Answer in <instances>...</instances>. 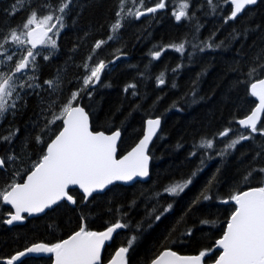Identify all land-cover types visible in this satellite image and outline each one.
I'll use <instances>...</instances> for the list:
<instances>
[{
    "label": "trees",
    "instance_id": "trees-1",
    "mask_svg": "<svg viewBox=\"0 0 264 264\" xmlns=\"http://www.w3.org/2000/svg\"><path fill=\"white\" fill-rule=\"evenodd\" d=\"M44 2L31 0L29 7L27 0H0V36L17 28L31 8H39ZM119 2L75 0L56 40L57 48H44L36 57L39 65L36 82L41 87L35 91L26 87L21 92L18 110L0 119V138L15 133L10 143L0 139V157L5 158V167L0 168V190L10 183L24 182L41 159L47 143L54 138L45 130L47 120L51 119L47 110L49 103L57 101L54 110L59 111V105L82 87L83 65L93 54L95 43L101 40L107 43L102 44L93 60L87 62L104 60L107 67L97 86L94 89L89 86L91 98L83 92L77 102L90 115L93 131L112 133L119 130L122 133L119 157L142 138L147 119L159 117L163 120L161 132L149 152L152 158L150 180L131 187L114 185L106 193L87 201L78 190L70 191L77 201L75 207L63 202L44 216L26 219L24 224L13 227L0 222V261L35 243L51 245L68 239L79 230L81 218L92 231H104L109 223L117 220L129 225L107 245L103 264L108 263L121 246H127L133 235L138 239L127 254L128 264H150L168 249L181 255H198L201 250L212 249V257L218 258L220 252L216 250L215 241L222 237L235 209L230 196L260 186L259 177L264 174L254 173L248 183L242 178L252 168L264 167V136L242 130L237 121L250 114L257 104L250 96V83L264 78V69L259 77L249 79L247 75L250 67L264 63V0L227 23L225 18L232 8L230 2L213 11L207 0H188L187 12L191 19L182 18L178 22L173 16V0H163L165 8L149 12L141 19L125 16L116 33L119 39L108 41V36L113 34L111 25L118 19ZM156 2L143 0L141 9L155 7ZM52 3L56 4L57 0ZM233 33L238 38L232 39ZM206 41L224 43L218 49L206 47L203 52L192 46ZM179 43L185 45L183 55L166 47ZM6 48L19 53L14 46L6 45ZM161 49L165 50L159 59H153L150 53ZM49 53L45 60L44 55ZM19 58L18 54L9 61L0 55V73L14 71L12 65ZM113 60L114 63H109ZM174 68L176 72L172 71ZM161 72L165 74L166 83L158 86L157 77ZM58 74L60 87L53 92L44 82L55 81ZM173 83L177 87L173 88ZM106 84L110 86L104 87ZM129 84L136 87L129 88L126 93L124 89ZM193 89L195 95H192ZM133 91L136 96L131 95ZM173 103L176 108H172ZM61 124L62 121H57L50 127L56 130ZM262 126L264 116L258 128ZM225 128L232 130L229 137L244 132L250 133L252 138L237 144L224 157L217 155V151L224 147L229 137H216L214 149L207 150L209 155H204V149L191 155L193 145L202 137L211 138ZM38 135L43 143H37ZM9 155L16 159L8 161ZM200 168L202 171H198L190 186L178 196L164 193L155 197L165 186L188 178ZM209 188L212 199H201L194 204ZM157 199L158 212L172 204L159 221H155V214L151 219L147 215ZM225 199L229 203H223ZM7 218V211L0 210V221ZM205 219L215 224L201 225V220ZM149 224L152 226L148 227ZM186 229L191 230V235H180ZM212 257L205 258L206 264H211ZM16 264H53V257H30Z\"/></svg>",
    "mask_w": 264,
    "mask_h": 264
},
{
    "label": "snow or ice",
    "instance_id": "snow-or-ice-1",
    "mask_svg": "<svg viewBox=\"0 0 264 264\" xmlns=\"http://www.w3.org/2000/svg\"><path fill=\"white\" fill-rule=\"evenodd\" d=\"M27 2L31 7V0H27ZM207 2L213 11L230 2L233 7L225 18V23H227L228 20H235L248 6L256 5L259 0H207ZM126 5L129 6L126 7ZM142 5L143 0H120L119 10L116 13L118 19L111 25L113 34L108 36V41L119 39L116 33L121 28V20L125 16L139 18V16L145 15L144 11H140ZM73 6H75V0H57L56 4H53L52 0H45L39 8H31L28 17L17 28L10 29L7 34L0 36V41H2L0 49H4L0 55L6 56L9 61H12L13 57L18 54L20 57L12 65L14 71L0 73V119H3L7 114H14L18 110V101L22 99L21 92H24L26 87L33 91L41 87L36 82L37 76L35 75L39 67L36 57L41 55L37 49L38 47L57 48V41L54 37L58 36L59 31L65 27V18L72 11ZM189 6L188 0H173V16L176 21L179 22L182 18L191 19L187 12ZM163 8H165L163 0H157L156 6L149 7L146 11L154 13L157 9ZM231 38H238V35L233 33ZM105 43L107 41H97L92 50L93 54L87 57V61H92L96 50ZM223 43L224 41L219 43L206 41L203 44H193L192 46L203 52L206 47L218 49ZM6 45L19 49V53L9 52ZM28 45L30 48L27 47ZM166 47L173 48L181 55L185 52L184 43L170 44ZM163 50L165 49L150 54L153 59H159ZM50 54L44 55V59L47 60ZM119 58L116 56V59ZM87 61L83 65L85 76L82 79V87L78 91L72 92L70 97L59 105V111L54 110L57 107V101H51L48 105L47 110L51 113V119L47 120L45 130L51 132L54 138L47 143L41 159L34 164L26 181L10 183L0 190V210L7 211L9 217L0 222L12 225L14 222L23 221L25 217L22 214L24 213L29 216L44 213L46 209H50L62 201L73 205L77 204L76 199L69 191L70 186H78L83 193L82 199L87 201L94 193L104 191L116 181L130 182L137 177L143 178L149 175V144L160 129L161 119L159 117L147 119L146 131L142 139L127 155L117 159L116 146L121 132L119 130L111 134H105L103 131L93 132L90 127L89 114L77 102L83 92H87L91 98L92 92L88 91L89 86L95 88L101 80L102 72L107 67L104 60H96L93 64H89ZM114 62L113 60L109 63ZM261 69H264V63L250 67L247 73L249 79L253 76L259 77ZM172 71L176 72L177 69L174 68ZM164 75V72H161L157 77L158 86L166 83ZM60 82L61 77L58 74L55 81H45L44 83L55 92L59 89ZM109 86L104 85V87ZM135 87V84H129L124 91L127 93L129 88L135 89ZM172 87L175 88L177 85L173 83ZM249 91L250 96L258 100V104L250 110V114L245 118L238 119L237 123L245 129H250V133L259 132L264 136V126L258 128L261 114L264 113V78H257L255 82H251ZM131 95L136 96L137 93L133 91ZM192 95H195L194 89ZM176 107V103H173L172 108ZM57 121H62V124L54 130L50 125H55ZM230 131H232L230 128H225L211 138L202 137L199 143L193 145L194 150L191 155H196L200 149L205 150L204 155H209L207 150L214 149L216 137H229ZM250 133L237 132L234 136L229 137L224 141V147L217 151V155L224 157L230 154V149H234L243 140L252 138ZM14 135L15 133H12L0 139L10 143ZM36 141L43 143L39 135L36 137ZM15 159L16 157L13 155L7 157L8 161ZM203 164L204 160L201 159V165ZM4 167L5 158L0 157V168ZM198 171H202V168L194 170L186 179L174 181L165 186L162 192L155 193V197L158 198L164 193L178 196L192 183V178L197 175ZM256 172L264 174V167L249 170L242 178L243 182L248 183ZM259 181L260 186L251 187L242 192L237 191L230 196L231 202L235 204V209L227 222L222 237L215 241L216 248L222 250L218 254V258L212 257V249L201 250L198 255L190 256H182L174 251L165 250L151 260L150 264H206V257H212L211 264H264V175L259 177ZM209 192L210 188L202 192L194 204L200 202L201 199L204 201L212 199ZM222 202L227 204L229 200L225 199ZM134 204L135 201H133ZM5 205L11 206L10 209H5ZM158 205L159 200L157 199V204L147 214L149 219L155 214V221H159L172 208V204L169 203L163 207L162 211L158 212ZM12 209H14V213L11 211ZM81 219L79 230L75 231L68 239L51 245L35 243L7 259L5 264H14L21 257L33 253L53 254L55 264H101V252L105 242L110 241L118 229L127 228L129 225L127 222L117 220L114 223H109L104 231H92L87 229L83 218ZM214 224V221L201 220V225ZM140 226L138 224L137 228ZM151 226V224L148 225V227ZM180 235H191V230L186 229ZM137 239L138 237L133 235L127 241V246H121L111 258L110 264H128L127 254Z\"/></svg>",
    "mask_w": 264,
    "mask_h": 264
},
{
    "label": "water",
    "instance_id": "water-1",
    "mask_svg": "<svg viewBox=\"0 0 264 264\" xmlns=\"http://www.w3.org/2000/svg\"><path fill=\"white\" fill-rule=\"evenodd\" d=\"M232 6V5H231ZM255 6V5H254ZM254 6H248L245 10H247L248 8H252V7H254ZM233 7V6H232ZM244 10V11H245ZM244 12H242L241 14H239L238 16H237V18L239 17V16H241L242 14H243ZM182 20V19H181ZM102 74H103V72H102ZM102 74H101V77H102ZM98 84V83H97ZM97 84H96V86H97ZM95 86V87H96ZM93 89V88H92ZM255 98V97H254ZM255 100H256V98H255ZM257 101V104H258V100H256ZM79 106H81V105H79ZM82 107V106H81ZM84 108V107H83ZM85 109V108H84ZM85 111L87 112V110L85 109ZM88 113V112H87ZM263 116H264V113H262L261 114V120H260V122L258 123V126L260 125V123H261V121H262V119H263ZM161 119V118H160ZM89 121H90V127H91V130H92V125H91V117H90V115H89ZM162 124H163V120L161 119V126H160V129L158 130V132H157V135L155 136V137H153V139H152V141L150 142V144H149V149H148V152H150V149H151V147H152V145H153V143H154V141L156 140V138L158 137V135L160 134V132H161V129H162ZM240 126V125H239ZM240 128L242 129V130H249L250 131V129H245V128H243V127H241L240 126ZM93 131V130H92ZM145 131H146V123H145V129H144V133H145ZM93 132H95V131H93ZM105 134H111V133H106V132H104ZM143 137V136H142ZM142 139V138H141ZM121 140H122V133H121V136H120V138H119V140L117 141V151H116V158L117 159H121V158H123V156H125V155H127L130 151H128L127 153H125L123 156H121V157H119V146H120V144H121ZM139 142V141H138ZM135 147V146H134ZM150 155V154H149ZM151 163H152V158H151V156H150V161H149V175L147 176V177H143V178H141V177H137V178H135L133 181H130V182H122V181H116V182H114V184H112V185H109L108 186V188H106L104 191H102V192H98V193H94L93 194V196H95V195H100V194H104V193H106L112 186H114V185H122V186H125V187H131V186H133V185H135L136 183H146V182H148L149 180H150V176H151ZM26 179H27V177L25 178V180L24 181H26ZM74 190H78L82 195H83V193H82V190H80L79 188H78V186H70V189H69V191H74ZM249 190V189H248ZM246 191V190H245ZM92 196V197H93ZM91 197H89L87 200H89ZM63 202H66L67 204H69L70 206H72V207H75L76 206V204L75 205H73V204H71V203H69V202H67V201H62V202H60V204L61 203H63ZM59 205V204H58ZM58 205H54L52 208H50V209H46L45 210V212L44 213H39V214H33V215H31V216H29L27 213H24V214H22V215H24V217H25V219L23 220V221H18V222H14L12 225H7V226H9V227H13V226H17V225H22V224H24L25 223V221H26V219H33V218H39V217H42V216H44L47 212H49V211H51V210H53L54 208H56ZM6 207H8V208H10L11 206H9V205H5ZM13 213H14V209H12L11 210ZM9 218V217H8ZM122 229H118L117 230V232L116 233H114L113 234V238L110 240V241H107V242H105V246H104V248L102 249V252H101V264H103V256H104V252H105V249H106V247H107V245L108 244H110L111 242H112V240L115 238V236L121 231ZM168 250H170V249H168ZM216 250L217 251H219V252H221L222 250L221 249H218V248H216ZM171 251H173V250H171ZM175 252V251H174ZM177 253V252H176ZM178 255H181V254H179V253H177ZM41 256H52L53 257V264H55V257H54V255L53 254H28V255H26V256H23V257H21V259L19 260V261H21V260H23V259H25V258H30V257H32V258H39V257H41ZM182 256H190V255H182ZM114 257V256H113ZM6 261V260H5ZM5 261H0V263H3V264H5ZM19 261H15L14 262V264H16V263H18ZM106 264H110V261L108 262V263H106Z\"/></svg>",
    "mask_w": 264,
    "mask_h": 264
},
{
    "label": "rangeland",
    "instance_id": "rangeland-1",
    "mask_svg": "<svg viewBox=\"0 0 264 264\" xmlns=\"http://www.w3.org/2000/svg\"><path fill=\"white\" fill-rule=\"evenodd\" d=\"M140 11H142V9H141V7H140ZM54 31H55V29H54ZM62 31V29L59 31V34H60V32ZM51 35V34H50ZM59 36V35H58ZM58 36H56V37H54L56 40H57V38H58ZM29 47H30V45H28ZM44 50V48H40V47H38V49H37V51H39V52H42ZM190 186V184L188 185V187ZM187 187V188H188ZM181 194V193H180Z\"/></svg>",
    "mask_w": 264,
    "mask_h": 264
},
{
    "label": "flooded vegetation",
    "instance_id": "flooded-vegetation-1",
    "mask_svg": "<svg viewBox=\"0 0 264 264\" xmlns=\"http://www.w3.org/2000/svg\"><path fill=\"white\" fill-rule=\"evenodd\" d=\"M142 11L145 12V15L139 16V19H141V18H143V17H145V16H147L149 14V12H147L146 10H142Z\"/></svg>",
    "mask_w": 264,
    "mask_h": 264
},
{
    "label": "bare ground",
    "instance_id": "bare-ground-1",
    "mask_svg": "<svg viewBox=\"0 0 264 264\" xmlns=\"http://www.w3.org/2000/svg\"><path fill=\"white\" fill-rule=\"evenodd\" d=\"M153 146V145H152Z\"/></svg>",
    "mask_w": 264,
    "mask_h": 264
}]
</instances>
